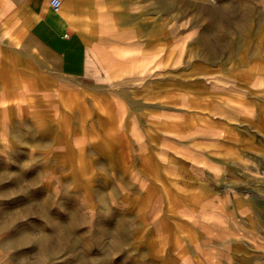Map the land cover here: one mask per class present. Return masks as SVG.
Masks as SVG:
<instances>
[{
    "label": "crops",
    "instance_id": "0c3cea01",
    "mask_svg": "<svg viewBox=\"0 0 264 264\" xmlns=\"http://www.w3.org/2000/svg\"><path fill=\"white\" fill-rule=\"evenodd\" d=\"M59 1L55 11L51 0H0V144L7 115L55 116L60 108L68 111L63 126L73 116L81 124L90 88L126 139L120 195L125 203L143 196L150 207L161 249L150 264H264L262 0H220L190 43L183 0ZM230 19L245 48L225 41L214 51L211 36L223 41ZM231 62L244 74L226 73ZM54 121L36 130H75ZM11 239L17 244L16 233Z\"/></svg>",
    "mask_w": 264,
    "mask_h": 264
},
{
    "label": "rangeland",
    "instance_id": "374dc122",
    "mask_svg": "<svg viewBox=\"0 0 264 264\" xmlns=\"http://www.w3.org/2000/svg\"><path fill=\"white\" fill-rule=\"evenodd\" d=\"M185 1L190 0H183L179 9L185 29L193 33L187 35L190 43L205 32V12L221 4L220 0ZM258 7L264 17V0ZM262 22L264 31V19ZM236 24L235 19L224 20L223 41L221 35L211 36L214 51L221 49L225 41L244 50L237 41L238 32L233 28ZM260 55L264 61V50ZM235 62L225 72L233 70L231 75L236 78L246 68H237ZM32 64L38 77L47 79L46 71L39 64ZM181 68L183 72L187 69L184 57ZM215 70L222 71L220 67ZM52 82L66 84L57 79ZM153 85L156 84L150 86ZM87 91L81 124L78 117L70 116L72 125L63 126L61 116L68 111L60 108L55 116L5 117V135L0 144V225L5 227L0 239V264H150L161 250L147 218L150 207L142 201L143 196L130 195L125 203L119 193L126 167L122 162L127 159L126 139H121L116 131L109 104L103 102L95 107L92 101L95 91L90 88ZM53 119L55 127L75 130L47 133L36 130L47 127L46 121L49 126ZM225 188V185L218 187L220 192ZM261 198L263 208L264 195ZM262 212L264 220V209ZM45 214L50 221L45 220ZM50 224L62 227L60 233L65 241L52 236L49 249L42 248L36 239L49 233ZM262 231L264 238V227ZM22 232L34 239L28 244L19 241L14 244L11 238Z\"/></svg>",
    "mask_w": 264,
    "mask_h": 264
},
{
    "label": "bare ground",
    "instance_id": "6f19581e",
    "mask_svg": "<svg viewBox=\"0 0 264 264\" xmlns=\"http://www.w3.org/2000/svg\"><path fill=\"white\" fill-rule=\"evenodd\" d=\"M43 217L45 218L46 221H50V217L48 216V214H45ZM70 226H73V224H71ZM61 230H62V227H58L55 224H50L49 233L47 235L46 234L42 235L36 239L38 245H40L42 248H44L43 246H45L49 249V246H50L49 244H50L52 236L53 237L57 236V239H61V240L65 241V239H62L63 237L61 236V233H60ZM24 232H22L23 235L20 233L18 234L19 236H17V241H19L22 244H28L34 238H31L29 235L25 234Z\"/></svg>",
    "mask_w": 264,
    "mask_h": 264
},
{
    "label": "built area",
    "instance_id": "2783aa9c",
    "mask_svg": "<svg viewBox=\"0 0 264 264\" xmlns=\"http://www.w3.org/2000/svg\"><path fill=\"white\" fill-rule=\"evenodd\" d=\"M51 6L52 8L57 11L60 6V1L59 0H51Z\"/></svg>",
    "mask_w": 264,
    "mask_h": 264
}]
</instances>
